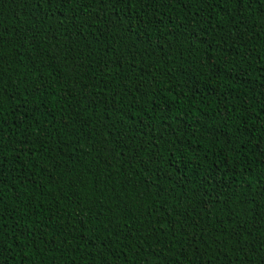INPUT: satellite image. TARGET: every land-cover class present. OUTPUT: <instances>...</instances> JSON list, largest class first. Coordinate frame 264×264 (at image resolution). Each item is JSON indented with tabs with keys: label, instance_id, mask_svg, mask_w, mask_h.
Masks as SVG:
<instances>
[{
	"label": "trees",
	"instance_id": "1",
	"mask_svg": "<svg viewBox=\"0 0 264 264\" xmlns=\"http://www.w3.org/2000/svg\"><path fill=\"white\" fill-rule=\"evenodd\" d=\"M0 264H264V0H0Z\"/></svg>",
	"mask_w": 264,
	"mask_h": 264
}]
</instances>
